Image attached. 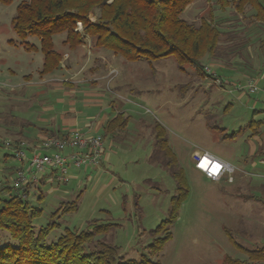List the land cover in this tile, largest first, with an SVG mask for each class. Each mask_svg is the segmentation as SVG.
I'll use <instances>...</instances> for the list:
<instances>
[{
    "label": "rangeland",
    "instance_id": "rangeland-1",
    "mask_svg": "<svg viewBox=\"0 0 264 264\" xmlns=\"http://www.w3.org/2000/svg\"><path fill=\"white\" fill-rule=\"evenodd\" d=\"M19 1H0V184L10 186L16 168L23 167L15 156V140L20 138L17 132L25 129L27 134L33 135L42 118L48 119L51 114L56 116L54 113L66 108L65 111H69L67 100L73 98L67 95L62 102L57 101L56 95L62 94L54 90V82L48 84L50 77L78 80L75 83L81 84L83 77L92 75L89 70L99 66L95 59L97 49L112 52L95 47L90 36H86L84 43L75 50L69 51L63 44L65 34H56L53 36L54 48L64 54L61 66L51 74L41 75V52L25 50L12 28V17ZM224 4L227 8L220 7ZM219 10L230 17L227 22L215 20L214 15H219ZM233 10L232 0H194L182 12L184 19L196 23L212 15L220 27L232 29L227 33L228 37L221 40L223 51H220L224 57L220 59H225L224 63L232 58L233 52L225 55L230 47L244 56L246 49L241 44L245 34L237 27L252 26L253 15L249 14L252 9L248 5L241 13L242 18L237 17V12L233 17ZM90 19L94 20V16ZM77 29H81L80 23ZM27 40L38 44L35 37L29 36ZM252 46L258 52V41ZM255 49H252L253 53ZM211 60L204 56L201 63L207 66ZM111 61L113 66L119 67L117 59ZM147 62H152L153 68L139 63V72L145 78L140 85L130 84L128 76L119 75L112 82V87L122 85L117 89L118 93L106 85L94 87L98 89L101 101L117 107L126 106L130 114L128 121L122 131H116L119 133L114 142L111 134H107L104 168L90 169L87 172L89 178L76 170L73 173L77 177L65 185L57 181L50 185L30 184L27 201L41 209L34 217L33 225L36 228L45 225L62 201L72 200L79 194L77 208L55 218L59 226L52 230L47 243L55 240L65 228L82 230L93 219H98L117 224L100 237L118 246L125 259L139 260L141 255L147 254L151 230L167 217L171 197L177 191L176 182L162 161L164 157L154 149L151 132L158 123L164 128L175 161L182 169L186 193L178 215L169 227L171 237L154 259L160 264H224L226 256L248 260L245 250L264 243V152L260 153L264 151V99L257 97L259 92L236 89V84H243L245 77L256 75L242 72L245 69L238 66L233 68V63L232 68L212 66L213 70L217 69L222 82L218 85L187 64L180 70L173 56ZM90 65L93 67L89 69ZM159 73L160 80L152 82L151 74ZM25 79L44 81L38 83L41 86H22ZM68 86L65 83L62 92L68 90ZM37 93L42 95L36 96ZM23 95L31 97L20 104L18 97ZM75 100V114L96 111L84 106L80 95ZM107 109L108 115H112L111 107ZM78 124L83 123L80 120ZM260 124L263 140H247ZM6 142L10 145H5ZM252 145L258 149L255 155V149L251 151ZM197 147L232 164L235 168L233 179L223 177L214 182L200 174L190 157ZM23 149L28 156L27 147L23 146ZM15 243L7 231L0 230V246ZM258 264H264V261Z\"/></svg>",
    "mask_w": 264,
    "mask_h": 264
},
{
    "label": "trees",
    "instance_id": "trees-1",
    "mask_svg": "<svg viewBox=\"0 0 264 264\" xmlns=\"http://www.w3.org/2000/svg\"><path fill=\"white\" fill-rule=\"evenodd\" d=\"M0 1L9 3L11 0ZM193 1L20 0L12 17V28L25 50H39L43 54L42 74L60 67L63 53L54 48L53 36L64 33L63 44L69 49L82 45L85 37L90 36L95 47L108 49L128 61H151L173 56L180 70H184L183 65L187 64L197 73L210 77L204 71L201 59L204 56L223 58L221 40L228 37L227 33L232 29L221 28L213 21L212 15L210 18H201L198 23L184 19L182 12ZM232 1L236 12H244L248 5L252 9L251 15L264 24V0ZM227 4L220 7H226ZM91 15L94 20L90 19ZM78 23L81 29H77ZM29 36L37 38L38 44L28 41ZM233 49L228 48L225 55L239 52ZM127 121V116L117 113L105 123L104 129L107 132L122 130ZM152 132L154 149L164 157L161 160L176 182L177 191L171 197L167 217L151 230L152 240L146 245L147 254L141 255L139 260L125 259L118 246L100 237L117 224L98 219H93L82 230L65 228L55 240L47 243L52 230L59 226L55 218L75 210L80 195L62 201L52 213L50 221L36 228L33 219L41 213V209L31 206L27 201L30 184L19 190L13 185L2 183L0 230L7 231L16 243L0 246V264H160L154 256L171 237L169 227L178 215L179 205L186 193V183L164 128L155 123ZM15 144L18 145V142ZM245 251L248 260L226 256L223 263L258 264L264 261V243Z\"/></svg>",
    "mask_w": 264,
    "mask_h": 264
},
{
    "label": "crops",
    "instance_id": "crops-1",
    "mask_svg": "<svg viewBox=\"0 0 264 264\" xmlns=\"http://www.w3.org/2000/svg\"><path fill=\"white\" fill-rule=\"evenodd\" d=\"M229 11H232V10H229ZM233 11H235V8ZM221 12L222 11L219 10L220 14L214 15L215 20L218 22L219 21L222 22V20L223 21L225 20L227 22L228 19H230V17L224 16ZM237 14H239V16H237L238 18L243 17V14H241L240 12H237ZM249 14L251 15L252 11H250ZM232 16L236 17V11L232 12ZM251 17L254 20V21L253 20L251 21L252 26L249 27L247 25L248 28H246L245 25H243V27L240 29V30H243V32L245 34L244 35L245 38H242V41H243L242 47H245V49H246L244 51V56H243L244 58L240 56L239 52H236V53H232V58L229 62L224 63L225 59L223 61L220 58H217V59L212 58V60L210 61V63L207 66L211 69L212 72H214L216 74V76H218L216 73L217 69L213 70L212 66H218V67H222V68L223 67L225 68V66H229L230 68H232V65L235 64V65H233V68H234V66H238L240 68L245 69V71H242V72H246V73L248 72V74H250V75H256L253 78L256 80L257 85L260 88H263L264 87V24L262 22L256 20L253 16H251ZM222 24H224V23H222ZM221 28H226V27L221 26ZM250 28H253L252 30H254V31L250 30ZM241 33H239V34H241ZM258 34H260V35H258ZM256 41H258V46H259V47H257L258 52H256L255 47L252 46ZM252 49H255V53L252 52ZM70 50L71 49H69V51ZM72 50H75V49H72ZM36 51H38V50H36ZM96 53L98 54V56L95 57V59H97L96 61H97L99 66L97 67L94 65L95 67L93 69H90V67L92 66V65H90L89 71H90V75L91 74L92 75L88 76V77H86V76L83 77V79H82L83 81H81V84L75 83V81H78V80H71V79L68 80L67 78L59 79V78L53 77V76L50 77V80H49L50 82L48 81V84L54 82V84H55L54 90L56 92L61 91V94H62L61 96L56 95L57 101L62 102L64 100V96L67 97V95H69L71 98H73V99L67 100V103L69 102L68 103L69 111H65L67 109L66 108L65 110H62L59 113L58 112L54 113L56 116L51 114L50 118H48V119L42 118L39 125H36V130L33 133V135L27 134L25 129L19 130L17 133H18V136L20 138H19V140H17V139L15 140L16 142H18V144L24 143V146L27 147L28 152L30 153V151L32 150V145L38 143L39 140L45 135H53L56 133L62 134V133L71 132V131H79V132H82L85 134H92V135H94V134L101 135L103 138V146H104L101 161L95 166H88V167H81V168L70 167L69 171H68L67 182L70 179H74L77 177V174L73 173V171L78 170V173H83L84 175H86L87 178H89L90 175H87V172L90 169H94V168H102L103 169L104 168V154H105L106 136H107V134H111V140L114 142L116 135L119 133L116 131L107 132L104 129V125L108 120L115 117L117 113H122L124 116H127L128 118L130 116V114L128 113L129 110L126 106H123V107L118 106L117 107V106H114L111 104L108 105L107 102L101 101L99 96H98V93H99L98 89L94 88V87H96L98 85V87L100 86V88H102L103 85L104 86L106 85L110 89H112L113 92L118 93L120 91L117 89L119 87H122V85H114V87H112V82L119 75L128 76V78H129L128 80L131 79V82L129 81L130 84L134 83L135 85H140V82H142L145 78H143L142 74L139 72V67H138L139 63H142V65H146V67H148V68H151V69L153 68L152 62H147V60H144V59H140L137 61H128V60L124 59L121 55L118 56V54H114L113 52H107L105 50H98V49H97ZM63 55H62V59H63ZM62 59H61V61H62ZM95 59H94V62H95ZM112 59L118 60L119 67H115L112 65V63H111ZM61 61H60V66H61ZM42 63H43V54H42ZM204 66H205V64H204ZM41 69H42V64H41ZM41 69L39 70V73L41 75H45V74H42L40 72ZM57 69H55V70H57ZM55 70H53L49 73H46V74H51ZM152 71H150V72L152 73ZM112 72H114V74H111ZM152 75L153 74H151V76H150L152 82L160 80L159 75H161V73H159L158 75H155V74L153 76ZM245 76H247V75H244V77ZM145 77H149V76L145 75ZM24 78H27V76L24 75ZM245 78L248 79L250 77H245ZM43 81H44L43 79L39 80L38 82L37 81H30V80L27 81L25 79L22 86L30 85V84L31 85L36 84L37 86H41L40 84ZM38 83H40V84L38 85ZM65 83H67L69 85L67 88L68 90H64L62 92V90H63L62 86H64ZM90 84H92V85H90ZM74 86H76V87H74ZM52 87H53V85H52ZM258 92H259V94H257V97L259 99H264V94L261 91H257L255 93H258ZM38 95H42V93L41 94L37 93L36 96H38ZM79 95H80V98H82L81 102H84V106H88V107L96 109V111L94 113H91V114L90 113H82V112L81 113L78 112V114L74 113V106L73 105H75L74 103L76 102V100L74 101V99H76L77 96H79ZM30 97L25 98V96L23 95L21 98L19 96L18 99H19L20 104H22L21 103L22 101L29 100ZM40 99L42 101L43 98H40ZM108 106H110L112 109V115H108V112H106L108 110L107 109ZM50 108H51V110H53L52 106ZM70 112L73 113L74 115H72ZM71 116H73V117H71ZM64 117H66V118H64ZM60 118L62 119V121ZM24 120L27 121L26 123H29V121L27 119H24ZM80 120L83 123L82 125L78 124V123H80ZM257 127H258V129H256L257 131L255 130V131L251 132L248 135L247 140L251 141L254 138L259 139V142L263 140L261 138L262 133H263V131L261 129V124ZM151 134L153 135V132H151ZM257 150H256V145H252L251 151H253L254 155H255ZM263 152L264 151H260V153H263ZM215 156H217V155H215ZM190 157H191V153H190ZM217 157L220 158L221 160H224L219 156H217ZM224 161H226V160H224ZM226 162H228V161H226ZM21 164L23 166H25V161L21 162ZM80 170H81V172H80ZM197 171H199V170H197ZM199 173L202 174V172H200V171H199ZM223 177H227V179H228V176H226V175ZM221 179L214 181V182H218ZM232 179H233V177H232ZM211 181H213V180H211ZM52 182H56L54 179V173H51L50 171H46V172L39 174V182L36 184H32V185H39V184H44V183H48L50 185ZM67 182H65V183H67ZM65 183H58V184L65 185ZM63 192H66V190H64Z\"/></svg>",
    "mask_w": 264,
    "mask_h": 264
},
{
    "label": "built area",
    "instance_id": "built-area-1",
    "mask_svg": "<svg viewBox=\"0 0 264 264\" xmlns=\"http://www.w3.org/2000/svg\"><path fill=\"white\" fill-rule=\"evenodd\" d=\"M205 71L210 74L215 84L221 85L220 77L207 66ZM236 89L255 93L261 91L264 94V87L260 88L253 78H248L243 84H236ZM10 145L9 142L4 143ZM24 143L15 146V156L25 161V166L16 168L13 178V186L23 190L27 184H36L39 181V174L50 171L54 173V179L58 183H65L68 180L70 167L81 168L97 165L102 158L104 146L103 138L99 134H85L79 131L65 132L61 135H45L38 143L32 145V150L27 156ZM191 159L194 167L202 174L213 181L228 176L232 180L235 168L228 162L221 160L214 154L195 148L191 152Z\"/></svg>",
    "mask_w": 264,
    "mask_h": 264
}]
</instances>
